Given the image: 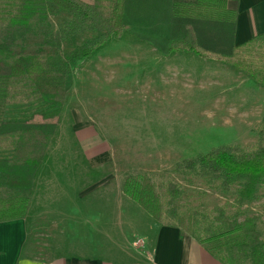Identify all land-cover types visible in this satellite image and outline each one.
<instances>
[{"label":"rangeland","instance_id":"rangeland-1","mask_svg":"<svg viewBox=\"0 0 264 264\" xmlns=\"http://www.w3.org/2000/svg\"><path fill=\"white\" fill-rule=\"evenodd\" d=\"M171 3L124 0L123 31L87 58L69 63L56 104L34 101L5 109L7 123L54 122L32 177L23 217L24 255L131 256L151 219L122 193L121 182L143 174L154 183L162 207L168 206V182L178 186L169 206L177 210L181 226L191 218L211 220L221 209L238 221L255 217L264 241V183L254 198L238 200L237 185L222 190L217 180L176 167L219 145L245 152L257 144L264 147V87L207 57L230 54L228 23L221 28L219 19L176 17ZM216 7L221 20L229 22L234 3ZM67 17H50L47 25L56 28ZM187 24L203 53H164L182 39ZM43 27H34L21 46L37 47ZM99 34L71 35L59 52H73ZM53 109L57 113L44 119Z\"/></svg>","mask_w":264,"mask_h":264},{"label":"trees","instance_id":"trees-1","mask_svg":"<svg viewBox=\"0 0 264 264\" xmlns=\"http://www.w3.org/2000/svg\"><path fill=\"white\" fill-rule=\"evenodd\" d=\"M123 1L0 0V221L24 217L38 157L54 130V122L7 123L5 109L34 101L56 104L55 96L64 86L69 63L87 58L102 47L110 35L118 36L123 31ZM227 1L234 3L235 0H172L171 13L193 20L223 21L222 16L219 17L222 12L218 15L216 6ZM61 13L68 17L56 28L49 27L48 19ZM38 25L44 26L38 46L31 49L21 46L26 35ZM229 27L231 31V25ZM86 30L100 31V34L73 52L60 54L64 40ZM17 44L21 47L14 50ZM174 51L203 53L190 25H185L180 41L164 49V53ZM207 57L234 67L264 87V31L234 46L228 55L208 53ZM56 113L57 109L45 112L43 118ZM176 167L217 180L222 190L235 184L237 199L250 200L255 197L256 187L264 183V147L257 144L245 152L235 145H219L180 161ZM121 191L158 223L184 230L223 264L247 261L264 264V241L255 229V217L238 221L218 209L211 220L201 216L181 226L180 215L175 207L169 206L179 193L175 183L166 185L167 207H162L147 174L124 177Z\"/></svg>","mask_w":264,"mask_h":264},{"label":"crops","instance_id":"crops-1","mask_svg":"<svg viewBox=\"0 0 264 264\" xmlns=\"http://www.w3.org/2000/svg\"><path fill=\"white\" fill-rule=\"evenodd\" d=\"M224 20L220 21L221 28L227 22ZM228 24L231 25V52L234 46L264 31V0H235ZM150 219L149 229L140 235L141 243L136 251L123 258L78 255L30 257L23 254L26 240L23 217L3 220L0 221V264H223L179 227Z\"/></svg>","mask_w":264,"mask_h":264}]
</instances>
